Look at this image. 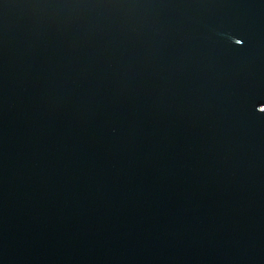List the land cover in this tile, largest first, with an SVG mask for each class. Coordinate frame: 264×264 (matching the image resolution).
<instances>
[{"label":"water","instance_id":"95a60500","mask_svg":"<svg viewBox=\"0 0 264 264\" xmlns=\"http://www.w3.org/2000/svg\"><path fill=\"white\" fill-rule=\"evenodd\" d=\"M0 264H264V0H0Z\"/></svg>","mask_w":264,"mask_h":264}]
</instances>
